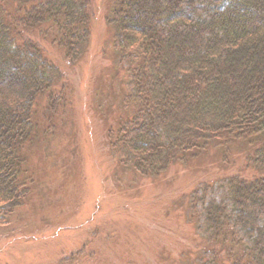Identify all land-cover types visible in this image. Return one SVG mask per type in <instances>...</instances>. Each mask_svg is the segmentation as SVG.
<instances>
[{"label":"trees","instance_id":"16d2710c","mask_svg":"<svg viewBox=\"0 0 264 264\" xmlns=\"http://www.w3.org/2000/svg\"><path fill=\"white\" fill-rule=\"evenodd\" d=\"M108 9L125 86L126 116L107 132L113 153L157 178L174 164L243 155L249 175L194 190L197 239L184 252L198 264H264V0H110ZM93 17V0H0L2 224L33 188L38 131H58L70 110L62 63L87 52Z\"/></svg>","mask_w":264,"mask_h":264},{"label":"rangeland","instance_id":"374dc122","mask_svg":"<svg viewBox=\"0 0 264 264\" xmlns=\"http://www.w3.org/2000/svg\"><path fill=\"white\" fill-rule=\"evenodd\" d=\"M109 1L93 0L89 48L62 63L70 110L53 122L58 131H38L46 148L36 139L30 148L33 188L0 223V264H198L197 254L184 252L197 239L189 220L194 190L231 171L251 172L243 155L230 165L174 164L159 178L120 163L107 134L126 116Z\"/></svg>","mask_w":264,"mask_h":264}]
</instances>
